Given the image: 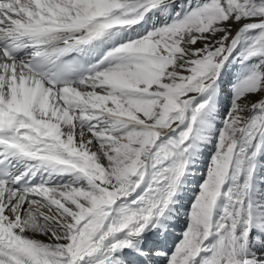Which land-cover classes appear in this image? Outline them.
I'll return each instance as SVG.
<instances>
[{"label": "snow or ice", "instance_id": "1", "mask_svg": "<svg viewBox=\"0 0 264 264\" xmlns=\"http://www.w3.org/2000/svg\"><path fill=\"white\" fill-rule=\"evenodd\" d=\"M0 264H264V0H0Z\"/></svg>", "mask_w": 264, "mask_h": 264}]
</instances>
